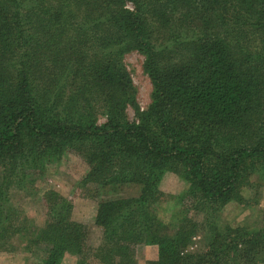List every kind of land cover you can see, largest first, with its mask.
Wrapping results in <instances>:
<instances>
[{
  "label": "trees",
  "instance_id": "16d2710c",
  "mask_svg": "<svg viewBox=\"0 0 264 264\" xmlns=\"http://www.w3.org/2000/svg\"><path fill=\"white\" fill-rule=\"evenodd\" d=\"M254 25L264 27V0H0V248L16 234L29 239L3 205L11 186L74 150L91 163L83 184L132 182L139 193L98 203L94 247L65 198L47 190L46 219L30 232L44 248L34 264L64 254L74 264H138V247L151 244L157 259L145 264H231L222 244L239 228L215 227L193 253L185 248L207 219L186 216L170 233L158 218L155 162L183 168L196 210L237 199L254 173L264 178V31L251 30L255 43L244 30ZM130 50L144 55L152 84L134 121L124 114L135 95L123 63Z\"/></svg>",
  "mask_w": 264,
  "mask_h": 264
},
{
  "label": "rangeland",
  "instance_id": "374dc122",
  "mask_svg": "<svg viewBox=\"0 0 264 264\" xmlns=\"http://www.w3.org/2000/svg\"><path fill=\"white\" fill-rule=\"evenodd\" d=\"M127 6L132 8V3H127ZM152 24L155 26L156 41L166 40L168 35H163L164 32H161L157 23ZM246 28L244 30L248 32V39L255 40V43L258 37L253 35L251 30L255 33L264 31V27L258 29L255 25L246 26ZM123 63L135 89L134 105L127 106L124 114L128 120L134 121L137 119V111H144L150 105L152 84L144 70L142 53L137 50L128 51L123 56ZM104 121V115L99 114L97 123ZM155 165L158 167L156 173L160 175V179L156 180V187L164 195L153 210L158 218L168 226V231L172 233L177 224L186 216L192 220L197 219L199 222L202 219L208 221L191 239L185 252L201 251L199 249L202 247L203 236L207 233L212 234L215 227L239 228L240 231L236 234L229 232L226 235L225 244H222L226 246L225 250L229 255L225 260L232 264V260L238 261L237 257H239L249 259L248 264H264V234L258 237L261 232H264V178L261 175L254 173L248 177V180L242 181L237 188V199H231L219 207L215 206L213 211L196 210V204L188 194L191 183L184 176L183 168L178 166L177 169L181 171V174L177 173L171 168L173 164L170 160L156 161ZM91 171V163L84 160L74 150H65L58 160L44 163L42 171L29 174L27 181L20 185H12L8 194L5 195L8 203L3 205L8 206L11 209L10 212L13 213L12 224L25 225L31 233L42 226L46 219L43 194L47 190H53L54 193L65 198L64 202L69 205L71 218L86 224L87 243L94 247L99 246L103 239V228L95 223L98 203L117 197H133L139 193V185L132 184V182L104 185L91 181L83 184L85 176ZM86 187H89L87 192ZM209 221H211L210 224ZM30 232L29 239L22 233L6 239V244L0 248V264H34L43 258L44 248L34 246ZM249 232L259 235L251 239L252 243L244 244L240 239H243L244 234ZM223 238L222 236L219 239L222 241ZM157 253L158 249L154 244L138 247L136 252L138 264H145L147 260H156ZM240 261L243 262V260ZM74 263L75 257L70 254H64L60 262V264Z\"/></svg>",
  "mask_w": 264,
  "mask_h": 264
}]
</instances>
